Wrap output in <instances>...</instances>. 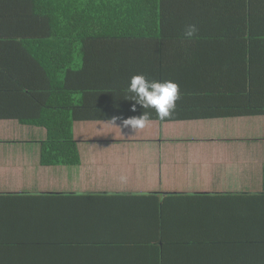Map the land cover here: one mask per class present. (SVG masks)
<instances>
[{
	"label": "crops",
	"instance_id": "crops-1",
	"mask_svg": "<svg viewBox=\"0 0 264 264\" xmlns=\"http://www.w3.org/2000/svg\"><path fill=\"white\" fill-rule=\"evenodd\" d=\"M240 11L228 14L221 27L215 25L213 30L216 33L225 28L229 33L232 61L214 43L206 55L212 57L209 63L199 64L196 57L185 53L186 58L179 56L176 66L166 73L183 79V75L193 78L196 71L204 80L229 82L222 88L208 84L183 94L172 119L161 121L152 114V122L134 135L123 127V120L140 116L144 109L125 99L127 93L111 98L86 96L88 107L96 112H89L94 116L88 121L74 125L81 154L78 166L43 165L40 149L47 139L46 130L17 120H0V195H76L74 200H65L70 209L53 235L76 247L77 252L78 246L87 248L85 255L77 253L82 264H151L149 256L157 257L151 255V249L122 242L131 236L150 240L155 234L160 243L153 247L172 245L170 251L212 226L222 227L226 238L237 237V233L227 231L234 218H258L264 213L260 197L248 210L243 197L264 194V114H230L252 106L255 111L264 108V36L254 41L241 37L245 42L235 39L233 28L243 36L256 27L252 26L254 18L246 22L249 11ZM232 15L235 20L230 19ZM237 15L240 18L236 19ZM4 31L13 32L8 28ZM5 35L1 43L4 55L0 53L1 90L14 86L22 77L17 66L23 64L15 55L18 48L9 44L13 37L8 34L3 39ZM165 62L161 58V64ZM126 64L131 71L133 64L143 76L150 69L148 59L133 57L132 63ZM238 78H247L245 89ZM17 97L0 93V109H19L23 105ZM113 118H119L114 125ZM10 203L2 213L19 217L46 216L53 206L51 201ZM53 224L50 220L47 229Z\"/></svg>",
	"mask_w": 264,
	"mask_h": 264
},
{
	"label": "trees",
	"instance_id": "trees-1",
	"mask_svg": "<svg viewBox=\"0 0 264 264\" xmlns=\"http://www.w3.org/2000/svg\"><path fill=\"white\" fill-rule=\"evenodd\" d=\"M238 9L241 13L248 10L246 22L254 18L252 26L256 27L248 29L243 36L233 28L235 39L245 42L241 37L250 41L263 37L264 0H0V53L2 35L6 34L5 39L9 34L13 37L9 44L18 48L15 55L23 59V64L17 66L21 81L18 79L14 86L0 89V93L18 96L23 106L11 111L0 109V120H17L46 130L47 139L40 149L43 165L78 166L81 154L74 125L88 121L94 116L89 112H96L88 107L85 97L111 98L126 93L131 78L139 75L133 64L132 71L126 64L132 63L133 57L149 60L150 69L145 75L148 79L171 80L179 86L180 98L174 112L183 94L190 90L197 91L208 84L226 86L228 80H204L196 71L193 78L183 75V79L170 78L166 73L176 66L175 59L182 54L186 58L185 53L196 57L199 64L209 63L212 57L206 55L214 43L232 61L229 33L225 28L216 33L213 30L215 25L220 28L224 18ZM230 19L235 20L234 15ZM189 24L199 29L198 39L191 42L183 36ZM6 28L13 32L4 33ZM223 53L220 51V58ZM161 58L165 64H161ZM238 79L245 89L247 78ZM248 108L253 109L245 112L239 109L230 114H264L262 107L260 111H255L253 106ZM167 119H172V115ZM243 197L247 199V210L254 208L255 198L260 197L264 202V194ZM76 198L65 194L0 195V264H82L77 253L85 255L88 249L81 250L84 246H78L77 252L76 247H69V243L60 242L53 235L70 209L65 200ZM10 201H51L53 206L46 216L19 217L16 213H2L11 207ZM41 220L44 221L36 222ZM50 220L55 224L47 229ZM222 229L204 228L202 234L184 240L171 251L168 248L172 245L153 247L159 242L155 234L150 235V240L131 236L122 242L151 249V255H157L149 256L151 264L153 260L154 264H264V213L258 218L255 215L234 218L227 231L237 233V237L226 238L228 234L223 235ZM125 235L130 237L126 232Z\"/></svg>",
	"mask_w": 264,
	"mask_h": 264
},
{
	"label": "clouds",
	"instance_id": "clouds-1",
	"mask_svg": "<svg viewBox=\"0 0 264 264\" xmlns=\"http://www.w3.org/2000/svg\"><path fill=\"white\" fill-rule=\"evenodd\" d=\"M198 32L199 29L195 24H189L185 27L183 36L191 42L198 39ZM126 93L125 99L135 101V104L144 109L140 116L123 120V127L130 128L134 135L152 122V111L161 121L169 118L175 111L177 101L180 98V89L175 82L150 80L143 75H136L131 78ZM135 104L132 107L133 112L136 111ZM117 119L119 118H113L111 124L114 125ZM120 179L122 182L126 181L125 177Z\"/></svg>",
	"mask_w": 264,
	"mask_h": 264
},
{
	"label": "rangeland",
	"instance_id": "rangeland-1",
	"mask_svg": "<svg viewBox=\"0 0 264 264\" xmlns=\"http://www.w3.org/2000/svg\"><path fill=\"white\" fill-rule=\"evenodd\" d=\"M31 149H33V147L32 148H29V150H31Z\"/></svg>",
	"mask_w": 264,
	"mask_h": 264
}]
</instances>
